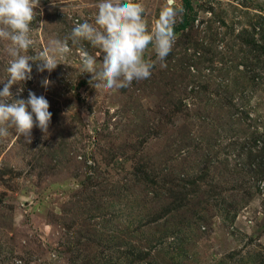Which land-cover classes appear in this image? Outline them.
<instances>
[{
    "label": "rangeland",
    "instance_id": "374dc122",
    "mask_svg": "<svg viewBox=\"0 0 264 264\" xmlns=\"http://www.w3.org/2000/svg\"><path fill=\"white\" fill-rule=\"evenodd\" d=\"M98 2L40 0L22 54L94 24ZM135 2L151 31L166 0ZM189 2L150 78L94 89L73 48L13 85L52 116L30 144L0 138V264H264V0Z\"/></svg>",
    "mask_w": 264,
    "mask_h": 264
},
{
    "label": "clouds",
    "instance_id": "9594fccd",
    "mask_svg": "<svg viewBox=\"0 0 264 264\" xmlns=\"http://www.w3.org/2000/svg\"><path fill=\"white\" fill-rule=\"evenodd\" d=\"M40 0H0V41L7 42V78L0 90V138H6L14 129L17 138L23 137L26 144L32 141L34 127L45 135L51 122L49 102L43 96L29 91L27 99L14 94L13 85H22L32 79V64L37 72L51 73L59 60H64L73 48L79 55L81 74H90L89 85L94 89L111 93L127 88L134 80L150 78L157 62L166 67L165 60L174 42V26L183 12L177 0H166L151 31L143 17L145 8L135 0H99L96 4L95 23L76 22L71 32L62 39H51L44 51L35 56L24 55L33 45L30 38L31 24L42 12H37ZM85 42L104 53L97 67L96 57L85 47ZM154 45L156 59H145L144 53ZM32 63H29V62ZM48 78L41 81L47 89Z\"/></svg>",
    "mask_w": 264,
    "mask_h": 264
},
{
    "label": "trees",
    "instance_id": "16d2710c",
    "mask_svg": "<svg viewBox=\"0 0 264 264\" xmlns=\"http://www.w3.org/2000/svg\"><path fill=\"white\" fill-rule=\"evenodd\" d=\"M183 8H184V9H187V10H191L189 0H183ZM187 24H188V21H184L181 27H184V26H186ZM257 29H258V26H257V28L255 27L254 30H252L253 33H254V35H256L255 33H256V30H257ZM263 33H264V32H262V34H263Z\"/></svg>",
    "mask_w": 264,
    "mask_h": 264
}]
</instances>
